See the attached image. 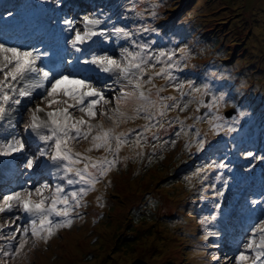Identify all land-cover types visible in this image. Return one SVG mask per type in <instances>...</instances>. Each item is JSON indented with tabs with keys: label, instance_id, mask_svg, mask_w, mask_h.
<instances>
[{
	"label": "rangeland",
	"instance_id": "obj_1",
	"mask_svg": "<svg viewBox=\"0 0 264 264\" xmlns=\"http://www.w3.org/2000/svg\"><path fill=\"white\" fill-rule=\"evenodd\" d=\"M173 7H184L183 13L187 16L183 20L194 21L203 26V30L209 32L211 41L216 42L210 54H207V49L205 53L193 52V46L197 45L196 38L191 41L190 48L187 45L180 48L185 50L183 55L192 63V67L203 68L202 62L211 61L210 77H217V81L222 78L225 80L224 84H219L222 88L203 97L204 103H209L212 95L225 93L233 78L237 82L235 92L241 93L243 87H249V96L254 98L257 95L254 104L248 103L247 97L239 102L245 103V107L248 103L252 109L264 107V0H168L161 9V18L166 19L165 10L169 13ZM180 26L182 22L177 25V32L183 35V28ZM237 67H242L243 71H233ZM214 68L220 70L213 72ZM179 80L185 82L187 91L186 82L191 80L189 76L180 77ZM162 81L165 87L162 96H179L174 87L165 85L164 80L158 78L159 84ZM203 84L201 82L197 86ZM226 99L227 96L226 102L216 112L205 107H200L199 112H196L197 104L193 100L184 111L170 110L163 118L157 116L156 120L164 128H153L152 131L158 132L160 139L154 140L151 133H146L147 143H144L142 156L134 155L137 151L135 147L125 145L121 149L117 166L103 178L95 190L83 198L87 207L76 210L81 213L82 218L74 217L70 228L59 229L46 244L40 242L33 247L30 239L23 252L14 258L11 255H0V264H131L137 260L148 264H237L235 257L238 254L232 259L231 253L228 254V250L224 248L231 237H227L231 228L226 223V209L229 211L230 204L245 197L246 191L250 189V182L244 181L247 173L245 169L240 171L234 167L239 165L241 168H253L263 165L261 159H255L256 155L253 153L255 158L247 167L245 160L231 163L227 155L228 149L219 156L217 152L223 148L224 140L238 138V142L226 144L232 145L233 151H241L242 157H248L245 156L247 153L244 146H240L245 141L240 139L242 131L236 129L235 132H228L225 129L223 134L221 131L213 132L207 120H203L198 127L207 133L204 147H210L213 142L217 145L208 156L210 159L201 161L205 154L201 153L199 156L201 150L197 151L195 144L188 149L185 148L184 136L176 138L174 130L178 131L179 125L172 123L169 127L172 118L177 115L185 124H191L193 113L203 115L205 112L222 117L223 120L218 122L225 125L232 120L224 117L225 109L229 103H235ZM131 107L128 106L130 114ZM252 118L250 114L247 115V119ZM145 123L141 116L127 120L117 130L127 131L132 128L142 132L143 129L139 126ZM132 139L134 137L130 134L129 140ZM171 140H176L174 146L169 143L153 150V145ZM94 151L105 154L103 149ZM124 156L129 159L124 161ZM109 158L111 159V154ZM195 163L206 170L196 172ZM213 163H223L226 167H204L205 164ZM217 192L222 195H217ZM97 197L101 198L99 202ZM201 201H205L206 208L202 213L208 214L203 218L200 216L202 213L197 215L193 210ZM208 206L213 209L208 211ZM212 216L216 219L211 220ZM206 217L209 222L202 224L201 221ZM14 227L15 225L12 226ZM3 230L0 232V248L11 253L14 249L6 245L8 233L12 229L6 227ZM208 232L218 235L203 239ZM216 242L224 247L216 249V244H212ZM248 254L253 256L255 252L250 251ZM214 255L218 259H213Z\"/></svg>",
	"mask_w": 264,
	"mask_h": 264
},
{
	"label": "snow or ice",
	"instance_id": "obj_2",
	"mask_svg": "<svg viewBox=\"0 0 264 264\" xmlns=\"http://www.w3.org/2000/svg\"><path fill=\"white\" fill-rule=\"evenodd\" d=\"M54 3L59 5L60 0H54ZM151 15L155 16L156 13ZM62 23L71 33L67 43L77 53L83 55L88 52L89 58L82 63L94 68L84 67L74 71L65 68L59 71L44 62L43 58L49 55L47 52L0 43V119L4 118L8 110L6 105H20V98L25 97L34 102V107L29 109V120L24 125V131L34 134L44 143V147L39 150V157L27 158L26 167L31 169L40 157H46L53 162L56 168L54 176L58 181L54 184L46 182L38 187H21L0 195V214L14 215L10 223L0 224V232L6 227L12 229L8 233L6 247L14 250L10 253L0 248V255L4 257L11 255L14 258L21 254L30 239L33 247L40 242L46 244L59 229L70 228L74 217L82 218L76 210L87 207L83 198L95 190L117 166L121 149L129 145L137 149L135 156H142L144 143H147L146 133H151L154 140L160 139L158 132L152 131L153 128H164L156 120L157 116L163 118L170 110L184 111L193 100L197 104L196 112H199L200 107L216 112L226 102V94L221 93L212 95L211 101L205 104L203 97L212 91L207 83L197 86L194 81L188 80V90L185 91V82L173 73V69H179L180 66L175 51H153L151 43H138L132 32L122 27H104V21L95 17L84 16L79 22L64 19ZM141 31L155 29L145 27ZM113 37H122L128 45L120 48L118 57L102 48V44L111 42ZM91 45H97L103 54L92 51ZM180 51L183 53L185 50ZM76 63H81L80 57H76ZM92 71L98 74L88 75ZM100 73L106 74L112 83L102 80ZM156 78L174 87L179 96H162L165 87L157 86L154 82ZM114 85L118 86V91L113 94ZM129 105L132 106L131 114ZM244 115L243 111L239 113L240 117ZM141 116L146 121L139 126L142 132L132 128L117 130L127 120ZM191 119L193 123L185 124L177 115L169 123V127L172 123L179 125V130H174V134L176 138H186L185 148L188 149L195 144L196 150L200 151L206 144L207 133L198 127L199 122L207 120L213 132L225 129V125L218 122L223 118L211 112L203 115L193 113ZM227 131L235 132L236 128L228 126ZM130 134L134 137L131 141ZM84 140H90L89 146L83 151L74 150L72 145ZM169 143L174 146L176 140L153 145V150ZM100 149L105 155H89ZM25 150L26 142L23 139L13 137L6 142L0 141V156L22 154ZM247 156L255 158L250 151ZM123 159L127 161L129 157L124 156ZM208 167L224 168L226 165L213 163ZM205 170L199 169L200 172ZM217 195L222 193L217 192ZM100 199L97 197L98 202ZM210 219L215 220L216 217ZM18 221L24 222L20 224ZM208 222V217L201 221L202 224ZM250 232L243 245L244 250L239 252L235 260L237 264H264V220L258 221ZM215 235L218 233L208 232L203 239ZM250 251L255 252V255L250 257ZM213 259L218 257L214 255Z\"/></svg>",
	"mask_w": 264,
	"mask_h": 264
},
{
	"label": "water",
	"instance_id": "obj_3",
	"mask_svg": "<svg viewBox=\"0 0 264 264\" xmlns=\"http://www.w3.org/2000/svg\"><path fill=\"white\" fill-rule=\"evenodd\" d=\"M131 264H148V263H146L142 260H137V261L132 262Z\"/></svg>",
	"mask_w": 264,
	"mask_h": 264
},
{
	"label": "bare ground",
	"instance_id": "obj_4",
	"mask_svg": "<svg viewBox=\"0 0 264 264\" xmlns=\"http://www.w3.org/2000/svg\"><path fill=\"white\" fill-rule=\"evenodd\" d=\"M232 259H234V258H232Z\"/></svg>",
	"mask_w": 264,
	"mask_h": 264
}]
</instances>
